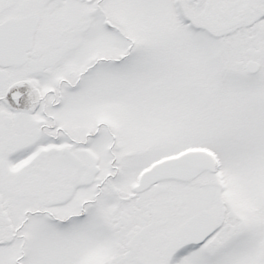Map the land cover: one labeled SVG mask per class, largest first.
<instances>
[{
	"label": "snow or ice",
	"instance_id": "snow-or-ice-1",
	"mask_svg": "<svg viewBox=\"0 0 264 264\" xmlns=\"http://www.w3.org/2000/svg\"><path fill=\"white\" fill-rule=\"evenodd\" d=\"M0 264H264V0H0Z\"/></svg>",
	"mask_w": 264,
	"mask_h": 264
}]
</instances>
